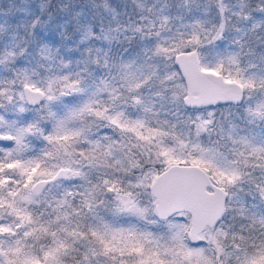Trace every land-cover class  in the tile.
I'll return each mask as SVG.
<instances>
[{"label":"clouds","instance_id":"clouds-1","mask_svg":"<svg viewBox=\"0 0 264 264\" xmlns=\"http://www.w3.org/2000/svg\"><path fill=\"white\" fill-rule=\"evenodd\" d=\"M0 264H264V0H0Z\"/></svg>","mask_w":264,"mask_h":264},{"label":"snow or ice","instance_id":"snow-or-ice-1","mask_svg":"<svg viewBox=\"0 0 264 264\" xmlns=\"http://www.w3.org/2000/svg\"><path fill=\"white\" fill-rule=\"evenodd\" d=\"M192 197H193V201H192V211H193V215L195 216L196 213V208H195V201H194V197H195V192L193 191L191 193Z\"/></svg>","mask_w":264,"mask_h":264}]
</instances>
